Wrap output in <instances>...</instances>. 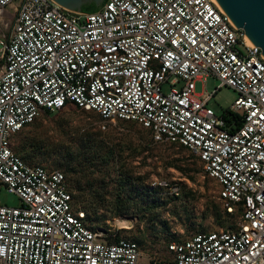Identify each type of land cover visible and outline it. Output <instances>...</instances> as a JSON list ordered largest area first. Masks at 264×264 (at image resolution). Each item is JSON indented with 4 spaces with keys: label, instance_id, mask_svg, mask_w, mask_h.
I'll list each match as a JSON object with an SVG mask.
<instances>
[{
    "label": "built area",
    "instance_id": "obj_1",
    "mask_svg": "<svg viewBox=\"0 0 264 264\" xmlns=\"http://www.w3.org/2000/svg\"><path fill=\"white\" fill-rule=\"evenodd\" d=\"M14 8L0 38V264H140L137 242L107 240L88 224L66 175L26 162L15 135L68 106L107 124L133 122L157 143L198 157L219 185L235 228L173 242L172 264H264V57L216 0H108L95 13L53 0H0ZM217 77L238 97L226 111L196 82ZM170 83L168 93L162 85Z\"/></svg>",
    "mask_w": 264,
    "mask_h": 264
},
{
    "label": "rangeland",
    "instance_id": "obj_2",
    "mask_svg": "<svg viewBox=\"0 0 264 264\" xmlns=\"http://www.w3.org/2000/svg\"><path fill=\"white\" fill-rule=\"evenodd\" d=\"M13 20V6L0 8V38L9 35ZM162 89L168 93L170 83ZM196 92H216L209 105L217 113L238 97L214 76L197 81ZM103 124L98 114L71 105L44 113L14 136L12 147L30 164L63 172L74 206L86 212L90 227L110 241L137 242L140 264H172L171 243L237 226L240 212L225 211L219 185L198 157L180 145L155 142L139 124ZM0 205H20L3 184ZM122 219L130 220L121 224Z\"/></svg>",
    "mask_w": 264,
    "mask_h": 264
},
{
    "label": "water",
    "instance_id": "obj_3",
    "mask_svg": "<svg viewBox=\"0 0 264 264\" xmlns=\"http://www.w3.org/2000/svg\"><path fill=\"white\" fill-rule=\"evenodd\" d=\"M61 7L83 12V7L94 3L103 7L108 0H53ZM106 1V2H105ZM236 28L243 29L245 36L255 47L259 46L264 57V0H216ZM97 12V11H96ZM95 13V12H85Z\"/></svg>",
    "mask_w": 264,
    "mask_h": 264
},
{
    "label": "trees",
    "instance_id": "obj_4",
    "mask_svg": "<svg viewBox=\"0 0 264 264\" xmlns=\"http://www.w3.org/2000/svg\"><path fill=\"white\" fill-rule=\"evenodd\" d=\"M106 2V1H105ZM102 7H98L97 5H95L94 3L86 5L83 7V12H96L99 11ZM46 114L51 115L52 112H47Z\"/></svg>",
    "mask_w": 264,
    "mask_h": 264
},
{
    "label": "bare ground",
    "instance_id": "obj_5",
    "mask_svg": "<svg viewBox=\"0 0 264 264\" xmlns=\"http://www.w3.org/2000/svg\"><path fill=\"white\" fill-rule=\"evenodd\" d=\"M249 40V39H248ZM250 41V40H249ZM251 42V41H250ZM121 218V217H120ZM130 220V219H129ZM127 219H122L121 224H127L129 222ZM124 227V226H123ZM128 228V227H127Z\"/></svg>",
    "mask_w": 264,
    "mask_h": 264
}]
</instances>
